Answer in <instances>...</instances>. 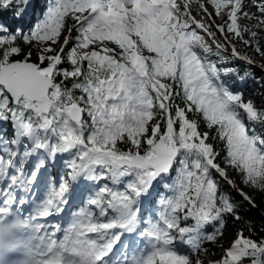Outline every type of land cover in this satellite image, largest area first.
<instances>
[{
  "label": "snow or ice",
  "instance_id": "snow-or-ice-1",
  "mask_svg": "<svg viewBox=\"0 0 264 264\" xmlns=\"http://www.w3.org/2000/svg\"><path fill=\"white\" fill-rule=\"evenodd\" d=\"M256 57L264 0H45L27 29L0 23V264H205L207 244L208 264H264L241 215L245 187L264 194V107L228 83ZM78 192L66 227L45 219Z\"/></svg>",
  "mask_w": 264,
  "mask_h": 264
},
{
  "label": "trees",
  "instance_id": "trees-1",
  "mask_svg": "<svg viewBox=\"0 0 264 264\" xmlns=\"http://www.w3.org/2000/svg\"><path fill=\"white\" fill-rule=\"evenodd\" d=\"M0 23L7 24L13 28L24 25L23 21H15L11 12H4L0 14ZM240 50L246 51L247 49L241 47ZM249 54L255 56L254 53L250 52ZM256 59L258 62H264L259 61V57H256ZM33 60H35V55H33ZM233 66L239 69L240 75H243L245 69L249 67L242 62H236ZM251 71L254 78L249 77L241 82L235 77H230L228 79V83L234 92L238 91L242 93L246 100H252L257 108H261L264 107V71H262L259 67H252ZM260 131L264 133V128H260ZM9 135H11L10 131ZM217 150H219V144H217ZM229 173L230 175H233V178L238 176V174H234V170L232 169H229ZM245 190L250 195L255 197L257 207L252 208L247 203H244V207L241 209V215L243 216L244 220L251 222L255 229L256 234L252 238L259 239L262 235H264V233L260 232V228L264 226V194L257 193L253 189L247 187H245ZM232 196L236 202H240L242 200V198L239 197L235 192L232 193ZM240 228L241 225L238 223L234 224L231 219L227 221L221 241L224 244V247L228 246V243L234 239L237 230ZM210 230L211 229L209 228V231ZM244 233L245 235H249L247 229L244 230ZM206 247L209 249V251L206 255L201 254L203 259L206 258L208 261L219 259L221 249L218 245L207 244Z\"/></svg>",
  "mask_w": 264,
  "mask_h": 264
},
{
  "label": "rangeland",
  "instance_id": "rangeland-1",
  "mask_svg": "<svg viewBox=\"0 0 264 264\" xmlns=\"http://www.w3.org/2000/svg\"><path fill=\"white\" fill-rule=\"evenodd\" d=\"M36 2H38V10H40V12H39L38 16L36 17L35 12L37 9H35L33 11V15L31 14V16H30V21L28 20L30 22V24L27 23L25 29H27L28 26L33 25L36 22L37 18L41 15L42 9H40V8H43L45 0H36ZM257 131L261 133L259 126H257ZM261 135L264 136V133H261ZM56 166H57V169H56ZM56 166L55 167H52L51 165L48 166V169L44 172V174L45 173H47V174L45 176L43 175L44 179L42 180V182L45 180V178L49 177V174H50L51 178H55L57 181L59 180V176L61 175V173L63 171V166L60 163H57ZM58 168H59V170H58ZM57 172H59V173L56 174ZM42 191H43V189H42ZM81 201H82V195H81V193L78 192L71 199L70 209L66 213L70 215L73 209H75V211L78 210V208L81 206L80 205ZM204 260H205V264H208V259L205 258Z\"/></svg>",
  "mask_w": 264,
  "mask_h": 264
},
{
  "label": "bare ground",
  "instance_id": "bare-ground-1",
  "mask_svg": "<svg viewBox=\"0 0 264 264\" xmlns=\"http://www.w3.org/2000/svg\"><path fill=\"white\" fill-rule=\"evenodd\" d=\"M29 168L31 167V164L28 166ZM58 170H59V168H58ZM45 172V171H44ZM59 172H57L56 174H58ZM47 173H45V174H43L44 176L46 175ZM44 176L43 177H41L42 178V180L44 179ZM41 180V181H42ZM37 188L39 189V192L37 193L38 195L40 194V192H41V190H42V188H43V184H42V182H41V184L40 185H38L37 186ZM17 195L19 196V195H21V193L20 192H18L17 193ZM66 210H68V208L66 209Z\"/></svg>",
  "mask_w": 264,
  "mask_h": 264
},
{
  "label": "clouds",
  "instance_id": "clouds-1",
  "mask_svg": "<svg viewBox=\"0 0 264 264\" xmlns=\"http://www.w3.org/2000/svg\"><path fill=\"white\" fill-rule=\"evenodd\" d=\"M17 256L23 258V252H19V253H10V254H9V258H10V260H15Z\"/></svg>",
  "mask_w": 264,
  "mask_h": 264
}]
</instances>
